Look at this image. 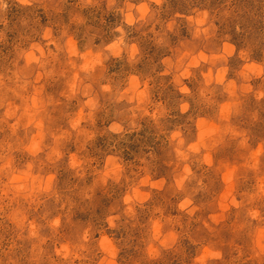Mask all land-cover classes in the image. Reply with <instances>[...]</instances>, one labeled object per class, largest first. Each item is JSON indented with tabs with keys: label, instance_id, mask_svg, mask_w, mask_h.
Wrapping results in <instances>:
<instances>
[{
	"label": "clouds",
	"instance_id": "9594fccd",
	"mask_svg": "<svg viewBox=\"0 0 264 264\" xmlns=\"http://www.w3.org/2000/svg\"><path fill=\"white\" fill-rule=\"evenodd\" d=\"M12 3L23 6L28 14L11 28L9 19L0 20L4 25L0 29V264H117L121 249L109 229H118L122 218L134 219L137 207L142 209L158 195L167 204L171 203L169 197L182 194L175 208L187 215L190 228L192 218L201 210L194 195L207 188L205 177H197L193 171L190 158L196 156L198 166L212 168L213 149L227 134L241 137L239 146L248 147L246 132L230 122L232 115H239L236 100L220 102L214 117L202 114L203 109L194 116V105L199 101L184 83L194 78L191 69L204 63L209 67L200 72L203 81L197 89L199 97L207 104L216 103L208 95L214 91L208 87L213 82L223 85L229 97L237 96L235 80L227 78V62L237 55L236 46L230 34L219 39L217 17L207 8L194 7L190 12L175 11L162 20L160 13L171 0H123L117 9L122 20L112 29L120 35L106 41L102 28L89 23L84 11L89 6L94 8L100 14L99 24L104 25L116 0ZM0 6L7 8L8 4L0 0ZM41 12L46 18L43 23ZM54 15L58 19L53 20ZM89 15L97 19L95 13ZM177 20L189 22L187 37L180 36ZM133 28L139 36H129ZM5 30L13 33L11 38ZM149 32L159 37L158 44L169 33L177 37L175 44L168 37L171 55H161L158 60L146 58L141 37ZM238 56L243 63L237 75L245 82L251 79L249 73L264 76V63L251 60L248 50L241 49ZM159 64L165 65L161 71H157ZM168 76L171 79L165 83ZM169 84L172 91L165 95ZM239 87L243 93H253L257 102L264 99V86L255 92L249 83ZM190 124L195 127L191 140L185 135L186 130L191 135ZM146 127L157 140L164 137L171 147L169 156L174 154V158L163 161L172 168L171 180L159 174L156 150L140 143L142 133L149 135ZM134 145H139L138 152L133 151ZM17 153L26 154L28 159L18 164ZM260 155H264V140L243 164L221 174L224 188L215 198V209L208 219L196 217L215 235V225L227 222L228 213L235 210L229 258L225 260L224 242L189 236L192 244L200 245L192 264H264V171ZM241 167L253 170L256 177L252 189L241 192L237 199ZM62 168L68 173L63 187ZM193 179L198 187L189 191L187 184ZM110 188L122 192L108 205L99 227L93 223L78 225L72 219L73 209L81 202L87 201L95 209L98 200L111 199ZM49 201H53L52 207ZM149 220L151 236L145 253L151 261L161 258L162 249L176 245L181 235L177 225L185 232L186 227L181 215L165 216L163 204L154 207ZM165 225L171 227L165 231ZM241 233L248 237L247 255L244 245L235 243Z\"/></svg>",
	"mask_w": 264,
	"mask_h": 264
},
{
	"label": "rangeland",
	"instance_id": "374dc122",
	"mask_svg": "<svg viewBox=\"0 0 264 264\" xmlns=\"http://www.w3.org/2000/svg\"><path fill=\"white\" fill-rule=\"evenodd\" d=\"M5 4H8L7 8L0 6V20L7 18L9 19V28L12 27L13 23L19 24V20L22 17H25L28 14V10L23 6L18 4H13L12 0H4ZM123 6V0H116V4L113 5L112 11L105 17L107 23L104 25L99 24V13L96 12L94 8L89 6L85 9L84 14L88 16L89 23L101 27L105 33V39L110 40L115 36H119L120 33L113 32L114 29L122 20V14L117 11L118 8ZM155 7V5H153ZM207 8L211 14L216 18L215 23L219 26L218 37L222 40L225 34H230L231 42L235 44L237 55L229 58L227 66L229 68L227 78L234 79L238 88L237 96L229 97L228 93L224 91V86L220 84L209 85L208 87L214 89L213 92L208 93L211 96L212 100L216 103L207 104L204 101L203 97H199L197 89L202 86L203 78L200 76L202 70L206 71L209 65L201 63L200 68L191 69L194 73V78L185 80L184 83L188 84L189 87L193 89V92L196 93V98L199 101L198 104L194 105L193 115L200 113L203 109L204 115L214 117L218 105L222 101L236 100L235 107L239 109V115H232L231 124L236 127L237 130L246 132L248 147H240L239 141L241 137L232 138L231 134H227L223 137L222 142L216 144L213 149V167L208 168L207 165L198 166V159L196 156L190 158L192 162L193 171L196 173V176L199 177L203 175L205 177L204 183L207 185L206 189H201L197 191L194 195V202L201 206V210L198 211L195 216L192 218V223L190 228L188 227V217L186 214L178 213V210L175 208L176 201L182 196L178 194L176 197H169L171 203L165 204L161 196H155L152 201H149L141 209L137 207V216L134 219L122 218L119 222L120 227L118 229H109L110 234H114L117 241V248L121 249L118 257L117 264H192V259L194 255H198L199 244H192L189 240V236L193 239L200 240L204 239L206 242L209 239H214L219 242H224V252L225 260L229 258V243L231 242V232L230 225L234 216L235 210L233 209L228 213V221L215 225L216 234H210L207 229L203 228L201 221H198L196 217H201V220L208 219L209 213L215 209L216 200L215 198L223 190L224 185L221 182V174L227 172L233 167H237L245 162L249 157L251 151L256 150L257 145L260 141L264 140V99H261L257 102L253 96V93H243L242 89L239 87L243 83L251 84L253 92L257 89H260L264 86V76L257 77L252 73H249L251 79L247 82L244 81L243 77L237 75L240 66L243 61L239 58L238 53L241 49L248 50L250 53V59L264 63V0H171L170 6L165 5L164 10L160 13V18L162 20H167L175 11L181 12H190L192 8ZM228 12L229 15H221L224 12ZM89 13H95L97 19H93ZM41 22H45V17L43 12H41ZM211 18V17H210ZM58 19L55 15L53 20ZM65 22L67 21V15H64ZM189 22L187 20H177V28L181 37H187ZM237 26L239 30H237ZM147 27H150L148 25ZM3 23H0V29H3ZM160 28V25H157V29ZM126 31L129 30V26L125 25ZM144 30V29H142ZM5 34L11 38L13 33L5 30ZM129 36L136 37L139 36L134 28L130 31ZM168 37H171V43L175 44L177 37L173 36L171 33L161 43H156L159 40V37H154L151 32L148 33L147 37H141L142 48L145 52L146 58H155L158 60L161 55H171L168 52ZM129 39V37H125ZM99 43V39L95 41ZM219 42V41H218ZM8 48H5L7 51ZM223 63V62H221ZM219 66V65H218ZM165 65L159 64L157 66V71L163 70ZM215 71V69H214ZM171 79V76L165 77V83ZM159 87V81H157ZM172 91V85H168V89L165 92V95H168ZM255 117V119L253 118ZM183 122V121H181ZM188 128L191 130V135L189 131H185L186 137L191 140L195 138V127L193 125H188ZM146 131L149 132L147 137H144L140 141L141 144L151 145L157 152L160 160L157 161L159 166V174L167 175L168 179L171 180L172 168L165 166L163 161H167L174 158V154L169 156L171 152V147L167 144V141L164 137H160L158 140L153 134V132L146 127ZM131 139V137H129ZM148 149L145 148L146 152ZM133 151H139V145L133 146ZM125 156L128 159H131L127 153ZM17 163L22 164L23 161L27 160L28 157L21 155L20 153L16 154ZM260 160L261 170L264 171V155L258 157ZM155 170V169H154ZM68 176V173L61 169V187H63L65 177ZM238 179L236 180V197L240 199V193L245 190H251L253 184L255 183L256 173L251 169L239 168L237 172ZM89 177V182H90ZM75 183V180L71 181ZM189 191L193 188H197V182L193 179L189 184H187ZM122 189L120 188H110L109 194L111 199L107 197L97 201L99 207L93 209L92 206L88 204L87 201L81 202L76 208L73 209L75 215L72 219L79 225L85 223H93L96 227H99L102 223V217L107 212L108 205L112 204L121 194ZM99 197V193L97 194ZM49 207L53 206V201L48 202ZM157 204L164 205V215L165 216H182V222L185 224L186 232L181 230L180 227L176 226V231L181 232L179 239L177 240L176 245L171 249H162L161 258L158 260H148L146 257L145 249L147 247V242L150 239L151 232L150 220L149 218L153 215V209ZM80 208H85L86 211H80ZM43 211V207L40 209ZM36 213H33L35 215ZM159 215V213H156ZM124 220H127V223H124ZM212 223L210 220L208 221ZM135 225V227H133ZM104 227H107L104 225ZM171 225H165V231ZM197 228H200L201 231L197 232ZM45 233H48L47 229H44ZM237 244H243L245 247V254H248V237L245 233H241L240 238L235 241ZM27 246V242H25ZM51 242H49L50 247ZM219 246V244H218ZM234 255V253H232ZM214 264H222L220 261L214 262ZM250 264H256L255 261L250 262Z\"/></svg>",
	"mask_w": 264,
	"mask_h": 264
}]
</instances>
